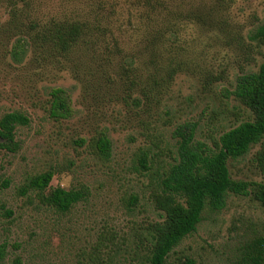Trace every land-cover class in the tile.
I'll return each mask as SVG.
<instances>
[{
	"label": "rangeland",
	"instance_id": "1",
	"mask_svg": "<svg viewBox=\"0 0 264 264\" xmlns=\"http://www.w3.org/2000/svg\"><path fill=\"white\" fill-rule=\"evenodd\" d=\"M94 2L31 0L39 20L87 19ZM203 3L210 7L209 0ZM228 6L219 25L186 24L169 60L156 72L143 74L136 61L137 71L125 77L120 61L108 65L81 50L60 57L31 47L22 63L14 64L9 50L16 31L7 25L6 3L0 0V118L19 112L29 119L28 126L15 130L17 149L0 151L2 264L146 263L151 226L162 220L153 196L177 160L175 128L193 124V142L213 147L223 132L251 119L224 93L233 90L237 76L264 63V44L251 38L264 26V0H233ZM137 39L128 32L120 46L131 50ZM128 80L146 90H127ZM52 88L69 95L70 119L49 118ZM100 133L110 141L106 160L90 146ZM262 147L264 137L246 155L230 160V177L262 181L254 162ZM47 171L54 176L43 195L59 187L83 191L84 198L61 213L36 191L21 193L28 179ZM262 236L260 204L251 195L228 194L222 210H203L195 231L164 264H240L248 245Z\"/></svg>",
	"mask_w": 264,
	"mask_h": 264
},
{
	"label": "trees",
	"instance_id": "2",
	"mask_svg": "<svg viewBox=\"0 0 264 264\" xmlns=\"http://www.w3.org/2000/svg\"><path fill=\"white\" fill-rule=\"evenodd\" d=\"M231 1L209 0L210 7H207L203 0L199 3L189 0H96L90 5L87 19L50 17L39 20L31 0H5L7 25L16 31L9 57L14 64H20L31 47L60 57L81 50L106 60L108 65L114 60L120 61L118 67L125 77L137 71L136 61L141 64L143 74H152L160 68V62L169 60L171 48L180 39L179 31L186 24L199 29L210 24L219 25V18ZM128 32L138 37L131 50L120 46ZM251 38L264 44V26ZM165 54L168 57L162 61ZM173 68L171 74L175 72ZM128 83L127 90H146L136 81L128 80ZM49 97V118L61 121L73 116L71 100L65 90L52 88ZM224 97L238 101L251 119L223 132L213 147L193 142L195 125L185 123L175 128L177 160L164 175L160 192L153 196V205L161 213L162 220L151 226L152 248L145 264H164L168 253L195 231L203 210H222L228 194L251 195L264 211V147L254 158L262 181L234 180L228 169L230 160L246 155L264 137V63L256 72L237 76L233 90L226 91ZM132 102L137 105L140 100L134 98ZM28 125L29 119L22 113L4 114L0 118V151L14 152L18 147L16 128ZM90 146L102 160L109 158L110 141L103 133L92 139ZM53 176L51 171L33 176L20 191L23 195L36 191L46 205L58 212H67L84 198V192L57 187L43 195L50 188ZM4 257L5 249L1 245L0 264ZM14 264L20 262L15 260ZM240 264H264V236L248 245Z\"/></svg>",
	"mask_w": 264,
	"mask_h": 264
}]
</instances>
